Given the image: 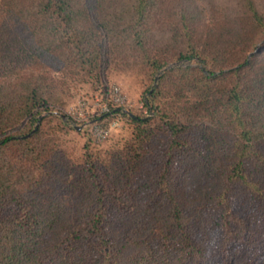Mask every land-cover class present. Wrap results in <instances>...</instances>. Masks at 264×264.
<instances>
[{"label": "trees", "instance_id": "obj_1", "mask_svg": "<svg viewBox=\"0 0 264 264\" xmlns=\"http://www.w3.org/2000/svg\"><path fill=\"white\" fill-rule=\"evenodd\" d=\"M154 1L0 0V264H225L243 251L241 264H264V48L217 39L218 60L184 7L181 45L151 53ZM123 49L149 77L169 60L202 67L160 75L146 100L156 113L130 117L139 128L124 155L84 149L78 160L50 102ZM35 58L60 75L15 66ZM192 170L201 179L186 194L175 176Z\"/></svg>", "mask_w": 264, "mask_h": 264}, {"label": "rangeland", "instance_id": "obj_2", "mask_svg": "<svg viewBox=\"0 0 264 264\" xmlns=\"http://www.w3.org/2000/svg\"><path fill=\"white\" fill-rule=\"evenodd\" d=\"M107 1L106 4L111 2V0ZM250 4L261 17L262 24L255 23L251 18ZM184 7H187L186 10ZM184 10L189 18H194L196 19L195 21L205 24V26H202V24L197 25L192 36H195L196 42L204 44L210 52L209 55L216 54V50L219 47L212 46V44H217V39L221 43L228 41L227 46L234 48L240 46L243 41L242 43H246L243 46L245 52L254 51V47L264 48V0H162L160 5L159 1L157 3L154 1L149 19L148 27L150 32L147 35L145 46L149 48L151 53L160 50H167V52L171 53L175 50V45H181L173 37L181 33L179 20ZM107 11H112V6H109ZM115 16L117 17V12ZM21 23L26 24L23 21ZM10 29L14 31L17 27L13 26L10 28V25L9 28L5 27L7 33L11 31ZM12 35V32H10V36ZM28 35L30 37L29 32L25 33V30L19 34L21 39L22 37H28ZM200 37H202V40L199 39ZM176 42L179 44L177 45ZM133 53V51L123 49L118 52L117 59L110 60L106 56L98 75L79 77L76 81H70L69 87L58 91L56 93L57 99L54 102H50L49 107L54 109V114L61 117L58 114L61 113L65 115V119L61 117L63 120H69V126L71 127L66 126L67 134L62 136V138L65 140L66 149L76 159L79 160L78 157H82L84 149L93 152L112 150L118 153L121 151V154L124 155L123 152L133 142L139 127L130 119L131 116L124 113L122 109L130 111L135 117H154L156 109L148 106L146 100L151 97L153 87L157 85L160 75L172 68L202 67L196 61L185 59L169 60L163 67L155 71L153 76L149 77L147 70H140L145 66L142 60L136 58ZM220 53L215 56L218 60H223ZM126 62L133 64L132 69L125 66ZM31 63L33 65L28 60H24L15 64V66L29 65L28 68L21 71L23 74L32 71H46L50 75H60L56 64L51 58H35ZM171 63H176V65L165 68ZM155 77H157V80H155ZM111 85L120 87L126 97L127 104L122 108H118L109 103V108L111 109L112 107L115 111H109L106 114L101 113L100 106L108 99L107 96ZM158 101L156 99V102L153 103L154 107ZM47 113L48 111H41L36 117L41 118L42 115ZM55 121L56 119L52 123ZM37 124L38 122H33V125ZM80 126L81 128L76 131V127ZM96 126H100L99 128L103 129L100 134L95 130ZM29 133L31 134L32 131H29ZM159 136L164 138L162 133H159ZM198 175L195 176L193 170L184 173L178 171L175 176V185L177 188L183 189V192L187 194L191 187L190 184L201 179V174ZM152 230L154 229L149 227L146 233H151ZM157 240H162L160 232ZM246 256V251L235 254L225 264H241Z\"/></svg>", "mask_w": 264, "mask_h": 264}, {"label": "built area", "instance_id": "obj_3", "mask_svg": "<svg viewBox=\"0 0 264 264\" xmlns=\"http://www.w3.org/2000/svg\"><path fill=\"white\" fill-rule=\"evenodd\" d=\"M108 99L105 100L101 106H100V112L101 113H108L110 111L109 108V103L117 106L118 108H122L127 104L126 101V97L124 95V93L122 92V90L120 89L119 86L117 85H111L109 87V92H108ZM100 126H96L95 130L97 131V133L100 134L101 131H103V129L99 128Z\"/></svg>", "mask_w": 264, "mask_h": 264}, {"label": "water", "instance_id": "obj_4", "mask_svg": "<svg viewBox=\"0 0 264 264\" xmlns=\"http://www.w3.org/2000/svg\"><path fill=\"white\" fill-rule=\"evenodd\" d=\"M174 65H176V63H171V64H169V65H167L165 68H168V67H171V66H174ZM155 80H157V77H155ZM122 111L124 112V113H126V114H128L129 116H134L130 111H128V110H125V109H122ZM63 119H65V115H63V114H61V113H58ZM135 117V116H134ZM77 129H80L81 128V126L80 127H76ZM30 135V133L29 134H27V135H25V137L26 136H29Z\"/></svg>", "mask_w": 264, "mask_h": 264}]
</instances>
